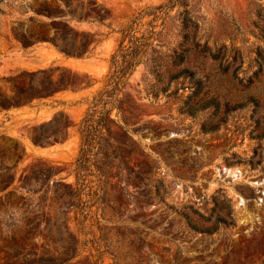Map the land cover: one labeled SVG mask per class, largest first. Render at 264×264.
Segmentation results:
<instances>
[{
  "label": "rangeland",
  "instance_id": "rangeland-1",
  "mask_svg": "<svg viewBox=\"0 0 264 264\" xmlns=\"http://www.w3.org/2000/svg\"><path fill=\"white\" fill-rule=\"evenodd\" d=\"M50 1L0 0V86L19 70L54 66L87 74L91 85L0 110V180L9 165L7 190L17 196L0 208V264H264V0H184L153 21L96 156L104 175L87 234L56 192L74 185L77 126L120 30L165 0H95L107 10L103 23L70 21L99 39L85 57L15 40L49 28L37 12ZM58 111L68 125L53 138ZM14 148L23 155L9 161Z\"/></svg>",
  "mask_w": 264,
  "mask_h": 264
},
{
  "label": "trees",
  "instance_id": "trees-1",
  "mask_svg": "<svg viewBox=\"0 0 264 264\" xmlns=\"http://www.w3.org/2000/svg\"><path fill=\"white\" fill-rule=\"evenodd\" d=\"M180 1L185 3L184 0H165L157 5H149L138 12L137 16L124 29L120 30L119 45L111 55L110 69L104 85L90 99L86 100L87 107L84 116L77 126L80 134V148L73 162L74 185L63 186L61 190L56 191L59 198L64 200L68 197V209L75 211L74 220L77 227L85 234L89 233V228L92 226V222H90L92 206L101 199L100 183L104 172L99 167L96 156L102 150L104 142L111 139L108 122L112 119L111 111L117 107L119 101L117 95L123 89L128 75L142 61L151 45L156 34V30H154L156 24H153V21L163 20ZM37 13L48 18L49 28L46 31L51 34H47L41 26H35L28 31L14 32L15 40L24 50L36 42H49L65 57L88 56L99 40L95 37V32L78 29L70 21L103 23L108 16L105 7L97 4L95 0H51ZM147 16H150V19L143 22V18ZM183 23L186 24V18ZM145 24L149 25V28L140 30ZM138 31L140 33L137 35ZM88 77L87 74H79L60 66L32 71L19 70L2 78L4 85L7 86L6 88L0 86V110L31 104L35 100L40 101L64 90L76 91L88 87L91 85ZM57 114L60 116L59 119L56 116L50 119L53 120L54 125L48 133L53 138L63 137V130L68 125L67 118L63 119L64 114L61 111H58ZM51 124L52 121L49 126ZM32 139L33 141L40 140L37 136H33ZM14 149L15 152L7 157L9 161L18 160L23 155L22 148ZM4 168L5 172L1 174L0 180V192H3V199L0 201L2 213L12 209L11 200L16 196L13 190H7L13 181V177L9 173L10 166L5 165ZM51 174L49 172L48 175H43L49 177ZM27 181H29V177L25 179V183ZM18 198L23 199L21 196ZM187 207L195 212L191 205ZM181 213L189 218L187 212L182 211ZM61 230L62 227L58 225L57 231L61 232ZM70 258L71 255L65 260ZM50 259L52 262L56 261V257Z\"/></svg>",
  "mask_w": 264,
  "mask_h": 264
}]
</instances>
